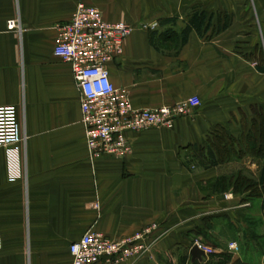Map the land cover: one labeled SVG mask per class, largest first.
Segmentation results:
<instances>
[{"label":"crops","instance_id":"obj_1","mask_svg":"<svg viewBox=\"0 0 264 264\" xmlns=\"http://www.w3.org/2000/svg\"><path fill=\"white\" fill-rule=\"evenodd\" d=\"M79 3L131 28L107 68L133 108L200 100L170 130L128 134L122 158L89 161L79 91L53 54L56 26ZM199 5L214 12L211 0H0V107L15 108L23 139L0 148V264H70L69 245L89 230L117 241L151 225L150 253L116 264H264V170L249 153L264 133V71L250 41L264 19L227 1L224 27L185 34L183 14ZM13 19L20 32L7 29ZM200 151L216 165L199 167ZM246 178L248 191L213 186ZM194 245L211 253L193 260Z\"/></svg>","mask_w":264,"mask_h":264},{"label":"built area","instance_id":"obj_2","mask_svg":"<svg viewBox=\"0 0 264 264\" xmlns=\"http://www.w3.org/2000/svg\"><path fill=\"white\" fill-rule=\"evenodd\" d=\"M9 31L20 32L18 19L7 22ZM123 23H109L93 7L79 3L68 22L56 26L53 54L69 64L79 91L80 123L90 162L101 156L122 158L131 152L128 134L151 128L172 129L176 119L200 106L196 96L170 106L135 109L129 98L112 84L108 64L122 54L123 41L131 34ZM16 110L0 107V148L20 143ZM151 225L122 240L95 231L85 232L68 247L70 264H116L148 255L156 238ZM197 247L210 254L211 250ZM236 250L235 244L229 245Z\"/></svg>","mask_w":264,"mask_h":264},{"label":"rangeland","instance_id":"obj_3","mask_svg":"<svg viewBox=\"0 0 264 264\" xmlns=\"http://www.w3.org/2000/svg\"><path fill=\"white\" fill-rule=\"evenodd\" d=\"M211 1H212V4L214 2V6H211V10H213L214 12H211V13L208 12V10H209L208 5L207 6L203 5L204 7L199 5V6L193 7L192 11H189L186 14L184 13L183 15L185 16V18L187 20L189 19V17L190 18L193 16L199 17L198 29L199 28L201 29V28L207 27V26L210 27V25L213 24L214 30L216 28V31H218L222 27H224L227 24V22H229V14L225 13L224 10H226V9L222 5L227 1H232V2H237V5H236L237 7L235 9L237 11L238 16L242 15V17H244L243 10L245 9V7H243V5L247 4L249 9L251 10L250 13L253 16L252 19L257 18L255 15H258V18H260V19H264V0H211ZM255 5H256V7H255ZM245 20L241 19L239 22L242 27L246 26V25H244ZM259 22H260V20H259ZM253 24L255 26L254 29L256 31V36L255 37L253 36V38L250 36L251 37L250 41H252V44H255L256 48L258 47V49H259V50H257V53L254 56L255 57L254 59H256L258 61L260 68L262 67L264 69V22H261V24L254 22ZM249 25H250V23H249ZM260 159H262L261 160L262 161V168H264V157L260 158ZM213 186L216 188V190L223 189L222 186L218 183L213 184Z\"/></svg>","mask_w":264,"mask_h":264},{"label":"trees","instance_id":"obj_4","mask_svg":"<svg viewBox=\"0 0 264 264\" xmlns=\"http://www.w3.org/2000/svg\"><path fill=\"white\" fill-rule=\"evenodd\" d=\"M198 22H199V17L197 16H193V17H189L188 21H187V26L184 29V33L186 34L191 28H194L196 30H198ZM262 70H264L262 68ZM220 138H223V136L221 135ZM256 143L258 144L257 149L256 150H252L249 153H252L254 156L258 157V158H263L264 157V133L262 135H260V138H256ZM228 142H229V138H228ZM202 154H196L194 156V160H196L197 164L199 167L201 168H207L210 166H214L216 165V163L212 160L213 156L211 151H206L205 153ZM210 159V160H209ZM264 170V168H262ZM237 178V177H236ZM246 181H239V179H236L235 181H231V182H216L218 184H220L222 186L223 189H228V187L230 186L232 188L233 191L239 192L242 190H250L253 189V187L255 186V182H253L251 179L246 178ZM264 189V188H263ZM222 190V189H221ZM254 192V191H253ZM235 264H245L242 262H236Z\"/></svg>","mask_w":264,"mask_h":264},{"label":"water","instance_id":"obj_5","mask_svg":"<svg viewBox=\"0 0 264 264\" xmlns=\"http://www.w3.org/2000/svg\"><path fill=\"white\" fill-rule=\"evenodd\" d=\"M190 256L192 257V259H197V260H201L202 257H204V252L202 250H200L197 245L192 246V248L190 249Z\"/></svg>","mask_w":264,"mask_h":264}]
</instances>
